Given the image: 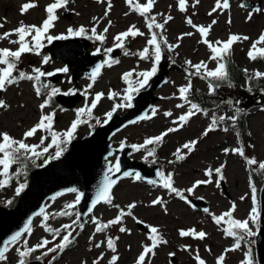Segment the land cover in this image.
I'll use <instances>...</instances> for the list:
<instances>
[{
    "label": "rangeland",
    "instance_id": "obj_1",
    "mask_svg": "<svg viewBox=\"0 0 264 264\" xmlns=\"http://www.w3.org/2000/svg\"><path fill=\"white\" fill-rule=\"evenodd\" d=\"M245 1L260 4V8L264 9V0ZM28 2H35L38 6L22 15L21 6L23 3ZM51 2L53 0H0V23H4V27L0 28V34L15 29L21 21L27 25L41 24L46 17L45 8ZM139 2L144 3L145 0H139ZM192 2L193 0H189V7L186 13L178 11L177 0H158L155 5L153 14L164 13L165 15L170 14L174 17L166 25L165 35L169 43L175 44L179 42L181 46L172 53L165 51L166 58L161 61V63L166 64L165 70L168 72V81L155 92V95L159 98L154 104V107L159 109L157 115L151 120L134 124L122 130L113 138L112 143L114 147H119L121 141H126L128 144H141L146 138L159 135L168 128L175 126L172 124V121L188 110L187 105L184 108H177L176 105L181 103V101L175 98L178 96V87L188 83L185 73V68L187 67L185 60H191L194 64L205 61L208 63L210 69L216 67V62L209 60L210 52L207 47L199 42L200 36L198 33L190 37H185L182 41L177 40V37L181 34L194 31L185 23L186 16H191L195 24L204 26H207L213 19H216L217 23L213 26L209 36V39L213 42L216 40L226 41L230 34L248 36L250 38L249 40L234 44L233 49L236 60L240 67L243 70L247 69L251 75L256 71L264 73V60L258 59L253 62L247 56L252 42L256 41L261 33H264V12L254 13L252 20L248 21L247 15L252 8H241L240 4L244 0H230V11H225L223 14L214 13L212 16H209L208 12L214 7L215 0H200V3L195 8L191 7ZM112 5L111 13L105 18L106 3L99 4L96 0H73L68 5L67 11L63 9L58 11L57 15L59 16V20L50 33L52 35L66 34L69 27L78 28L81 25L91 29L94 24L93 17L99 18L97 32L102 33L104 27L108 25V21L111 20L112 26L106 34L107 38L105 42L101 44L99 41L91 39L92 45L88 49L90 53L97 52V49H100L99 52L103 54V63L108 59V54L105 53V49L114 47L113 38L116 34L125 31L131 24H136L141 31L146 33L144 37H137L136 39L129 38L126 42V47L132 54L125 56L123 51L119 49L118 60L120 63L114 64L110 68L106 65L103 67L95 84L89 89L90 95L87 100L83 95V100L72 109H67L53 102L45 109L46 113L55 112L53 128L54 131L62 133L77 118V110L84 108L86 103H91V99L95 93L103 92L105 94V98L93 110L94 118L90 119L89 123L81 124L78 127L74 139L89 135L103 124L105 113L111 110L112 104L114 103L107 99L108 93L110 91L122 92L126 87L121 79L124 72L133 69L143 71L150 69L152 66L150 61H141L134 55V53L147 46V39L150 38L147 34L148 30L145 26L144 19L138 14L131 12L125 0H112ZM125 13H128V15H125ZM229 17L232 20L230 25L227 23ZM163 18V16H157L159 22H163ZM45 45H48L46 41ZM16 47V45L10 44L8 40H0V48H11L15 50ZM260 47H264V45H260ZM48 55V52L42 50L40 56L25 54L21 59L19 68L26 73H32L33 68H41L44 72L60 73L61 76L56 82H53L50 77L42 79L51 86L61 89L62 93L75 90V94H82L87 86L92 83L89 78L90 76L85 78L79 77L77 80L72 81V69L66 74L57 72L58 69L66 67L64 62L49 59L48 64H43V57ZM173 61L175 62L173 63ZM244 84L247 85V83ZM253 84V87L256 86L254 90L264 89V80L260 84L254 81ZM192 85L193 94L191 95V99L193 102L198 103L201 107L208 110L201 103L200 99H198L201 96V94H198V91H203L204 95L209 94L206 80L194 76L192 77ZM24 89L29 92V99L23 93ZM225 91H227L225 95L228 97L226 101H239L238 106L244 111H248V125L251 135L240 136L229 128L227 132L216 130L210 132L207 137L201 136L203 131L209 126L213 115H233L232 106L224 102L223 106L214 110H208L207 116L198 114L192 117L189 123L179 132L170 133L165 138L164 144L157 149V164L159 168H162L165 173L173 172L175 186L181 190L191 187L196 180L206 179L204 170L207 167L211 166L214 169L222 163L226 164L224 169L226 181L221 182L219 189L213 183L210 185H201L192 195L185 192V195H189V199L202 197L208 206V212H205L204 208H196L195 205L194 207L189 206L174 195H169L166 190L159 186H153L146 182H134L130 178L121 181L113 192L114 204L125 208L129 203L136 202L138 206L133 210L134 215L139 220L144 221L145 225L158 227L163 237L168 241L167 245H161L155 250L156 255L151 257L150 264H197L195 260L197 249L199 250L200 257L206 261V264H215L216 259L223 253L224 249L232 247L235 241L224 234L222 226H217L212 216H219L228 211L234 202L236 204L234 218L239 220L248 218L253 206L250 183L247 178L248 165L245 158L232 153L225 155L223 150L243 146L247 157L255 158L258 163H264V92L261 91L262 96L260 97V101L259 99L253 100L252 96H248L250 92L245 93L237 89H224ZM215 96L222 97L221 92L218 91ZM162 97H165V99H162ZM44 98L43 95L37 97L33 82L29 81H21L18 85L11 86L6 92H3L0 99H3L10 105V108L7 111L0 110V132H7L18 140L22 139L23 133L38 122L37 116L39 117L41 115V113L38 115V112H40L39 105L44 101ZM127 110H119L116 114H124ZM166 111H171L173 115L171 117H165L163 113ZM83 119H88V117H83ZM96 119H99L101 124H96ZM163 122H165V127L162 126ZM224 126L226 125H220L221 128ZM42 136H48V139L45 140L42 147L48 146L51 143V137L48 133L43 132H38L36 136L29 138L25 142L39 144ZM197 138H199L197 150L187 160L177 164L168 163L169 160L174 159L172 153L177 148L181 147L183 143ZM248 145H254L255 147H248ZM68 146H66V150ZM55 151L56 148L54 146L50 147L49 152L37 160L35 165L30 163L36 167L44 166V159L50 155H54ZM143 155L144 153L133 152L131 157L134 160L143 161ZM116 157H111L110 161L114 162ZM251 167L259 170L258 166ZM12 173L13 175L8 186L0 188L2 191L0 194L2 204H7L6 202L8 200L17 197L15 195V188L19 183L27 184L28 182V170H26L24 164L13 165ZM16 173H20V175L17 176ZM0 179H3V177H0ZM213 179L215 180V177ZM156 197H163L167 202V213L159 205L155 207L151 206V201ZM241 197H244V199L241 200ZM74 200L75 193L61 196L48 205L47 212L52 214L64 210L65 205ZM117 214V208L102 205L92 215H95L102 222L106 223L114 219ZM71 219H74V217H67L66 220L61 222H52L49 220L48 223L53 228H60L65 223H71ZM41 223L42 218H39L32 226L33 233L28 237L29 246H34L42 238H52L40 226ZM123 226L130 229V235L120 233V225L112 226L107 232L112 237H120L117 241L118 251L115 253V255L119 256L117 264H136L138 256L143 251V246L150 244V241L147 239V233L138 229L137 223L131 217L125 218ZM252 227L254 231L257 230L255 226ZM94 228L95 225L91 223L90 216L83 232L76 237V245L71 246L57 256L53 264H83L84 261H87V264H93V260L101 253H104V260L100 264H108L111 256L114 254L108 251L106 247L95 248V243L105 238L104 234H97L95 240L91 244L89 243V237L94 232ZM191 228H195L197 231H205L207 233L206 240L199 241L192 238H181L179 236V230ZM185 245L190 246L191 251H184L183 247ZM49 247H52V245H49ZM90 248L91 251L89 250ZM208 248H211V253L207 251ZM249 248L248 244H242L241 249L227 253L225 264H241ZM169 253H175V256H173L177 260L175 263H172V257L169 256ZM37 254L39 255L40 253L38 252ZM52 255L56 254L45 257L43 261L48 262ZM6 264H18V255L15 249L8 253ZM145 264H149L147 258Z\"/></svg>",
    "mask_w": 264,
    "mask_h": 264
},
{
    "label": "snow or ice",
    "instance_id": "obj_2",
    "mask_svg": "<svg viewBox=\"0 0 264 264\" xmlns=\"http://www.w3.org/2000/svg\"><path fill=\"white\" fill-rule=\"evenodd\" d=\"M72 2L73 0H53V2L49 3L45 8L46 17L41 24L27 25L21 21L15 29L0 34V40H8L10 44L17 46L15 50L11 48H0V93L6 92L11 86L18 85L21 81H29L33 82L37 97H41L42 95L45 97L44 101L39 105L41 115L38 122L23 133L22 139L18 140L7 132H0V177H3V179H0V188L8 186L13 175V165L24 164L26 166L27 162H31L35 165L36 161L44 157V155L49 152V148L53 146L56 148V151L54 155H50L44 159V164H47L51 160L59 159L66 151V146L72 143L78 127L81 124L89 123V120L94 118L93 110L96 109L101 100L105 98L103 92L95 93L90 104L86 103L84 108L77 110V118L71 123L70 127L66 131L58 133L54 131L53 128L55 112L46 113L45 109L50 106L53 98L57 95L75 94V90L68 93H62L61 89L51 86L42 79L54 76L56 75V72H44L41 68H33L32 73H26L19 68L21 59L25 54L41 55V50L45 47V41L48 44H51L53 41L67 40L70 37H86L88 39L99 41L101 44L105 42L107 38L106 34L112 26V21L109 20L108 25L104 27L103 32L98 33L97 27L99 25V18L97 17H93L94 24L91 29L81 25L78 28L69 27L66 34H50L52 29L55 28L56 22L59 20V16L57 15L58 11L61 9L67 11L68 5ZM96 2L99 4H107L104 16L105 18L108 17L113 7L112 0H96ZM125 2L129 6L131 12L138 14L144 19L145 26L148 30L147 34L150 37L147 39V46L134 53V55H136L141 61H150L152 66L147 70L136 71L133 69L122 74L121 79L126 87L122 92L110 91L108 93L107 99L114 103L112 104L111 110L105 113V119L101 126L109 123L117 111L132 109L135 106L134 101L136 97L141 91L150 87L151 80L157 75L165 51L172 53L181 46L179 42L175 44L169 43L168 38L165 35L166 25L171 22L174 17L170 14L165 15L164 13L153 14V10L158 0H145L144 3H140L139 0H125ZM199 3L200 0H193L191 7L195 8ZM37 6V3L35 2L25 3L21 6V14H26L29 10L34 9ZM177 7L179 12L186 13L189 7V0H177ZM240 7L248 8L250 6L241 3ZM230 10V0H215L214 7L208 12V15L212 16L214 13L223 14V12ZM261 12H264V9L260 7L252 8L247 15V20L251 21L254 13ZM125 15H128V13H125ZM157 16H163V22H159ZM185 23L194 31L181 34L177 37V40L182 41L185 37H190L198 33L200 36L199 42L207 47L210 52L209 60L216 62V67L210 69L208 63L205 61L194 64L191 60H185V65L187 66L185 68V73L188 83L178 87V96L175 98L181 101V103L176 105L177 108H184L187 105L188 110L172 121V124L175 125L174 127L168 128L159 135L146 138L141 144H128L126 141H121L117 149H113L109 152L108 157L116 156L118 152H123L125 148H130L133 152L144 153L142 159L146 164H156L158 160L157 149L164 144L165 138L169 136L170 133L179 132L189 123L192 117L198 114L204 116L208 115V110L201 107L198 103L193 102L191 99L193 92L192 77H199L200 79L207 81L210 96H215L218 90L223 86L229 88L234 87L230 74L233 46L237 42L247 41L250 38L239 34H230L226 41L216 40L213 42L209 39V36L213 26L217 23L216 19H213L210 24L204 26L195 24L191 16H186ZM227 23L229 25L232 23L230 17ZM3 27L4 23H0V28ZM145 35L146 33L141 31L136 24H131L125 31L114 36V47L105 49V53L108 54V59H106L103 64L98 65L89 77L92 83H90L82 93L86 100L90 95L89 89L93 87L97 78L101 74V69L105 67V65L110 68L114 64L120 63L118 59L111 57V53L115 49H120L125 56L132 54L127 49L126 42L129 38L136 39L137 37H144ZM12 36H15L16 39H10ZM260 45H264V33H261L258 39L252 42L247 53L249 60L253 62L258 59L264 60V47H260ZM99 51L100 49H97V53ZM49 59L48 56H44L42 63L48 64ZM174 62L175 61H173V63ZM68 71L69 69L67 67L57 70V72L65 74L68 73ZM244 72L245 75L248 76L247 91L251 93L253 90L252 82L264 80V73L256 71L249 76L247 69H245ZM162 99H165V97H162ZM226 103L232 106L233 115H213L209 126L201 134L202 137H207L210 132L216 130L227 132L229 127H232L233 129L236 127L237 121L244 113V110L238 106L240 103L239 101L234 102L228 100ZM9 108L10 105H8L3 99H0V110L7 111ZM158 111V108L152 107L150 113H145L144 115H141L138 120H131L129 123L136 124L139 121L151 120L157 115ZM163 115L165 117H171L173 113L171 111H166ZM83 117H88V119H83ZM96 124H101V121L96 119ZM221 124H225L226 126L221 128ZM38 132L48 133L50 135L51 143L48 146L42 147L45 140L48 139V136H42L39 144H29L25 142L29 138L36 136ZM237 135H239V133H237ZM249 135H251V133H249ZM198 144L199 138L183 143L181 147L177 148L176 151L172 153L174 159L169 160L168 163L177 164L187 160V158L197 150ZM248 147L254 148L255 146L248 145ZM223 151L225 155L232 153L245 158L247 165L258 166L260 170L259 174L264 176V163H258L255 158L247 157L243 146L231 149L226 148ZM108 157L105 159L108 160ZM225 167V163H222L219 167L214 169L211 166L207 167L204 170V176L206 179L196 180L191 187L181 190L175 186L173 172L165 173V171L160 168L156 172L158 180L147 179L139 171H122L120 159L117 156L114 162L109 161L107 170L103 175V179L100 182L88 209V215L91 216V223L95 225L94 232L89 237V243L91 244V242L95 240L97 234H104L105 238L95 243V248L99 249L101 247H106L108 251L114 254L111 256L108 264H117L119 256L115 255V253L118 251L117 241L120 237H112L108 235V230L112 226L120 225L119 232L130 235V229L123 226L126 217H131L137 224L145 223L134 215L133 210L138 206L136 202L129 203L125 208H121L119 205L113 203V189L121 179L130 178L134 182L146 181L150 185L159 186L166 190L169 195H174L179 200L194 207L192 201L189 199V195L194 194L196 189L201 185H210L214 183L215 187L219 189L221 187V182L226 181V176L224 174ZM16 175L18 176L20 173H16ZM214 177L215 180L213 179ZM249 183L253 206L247 219L239 220L234 218V212L236 211V204L234 202L228 211L219 216H212L214 223L217 226H222L224 234L235 241L232 247L224 249L223 253L216 259L215 264H225L227 253L241 249L242 244H251V238L256 237L258 234L260 218L262 214H264V202H258L257 193L259 189L251 177ZM26 188V183H19L15 188V195L20 196ZM67 191L75 193V200L67 203L64 210L49 214L46 212L45 208H41L40 211L35 214L42 218L40 226L45 232L49 233L52 238H42L34 246H29L28 237L33 233V221L30 218L21 230L16 231L10 236V238L0 243V264H6L8 260L7 254L13 249H15L18 255V264H31L32 260L40 261L41 264H43L45 257H49L51 254H56L52 255L51 259L48 261V264H53V261H55L57 256L69 249L76 242V237L83 232L85 224L88 223L87 219L82 220V214L78 210L85 194L76 188H70ZM185 192L189 195H185ZM63 194L64 193H60L59 195ZM51 199L54 201L56 197H52ZM200 199L203 198L201 197ZM243 199L244 197H241V200ZM6 203L7 205H11L13 201L8 200ZM258 203H260V207H257ZM100 204L117 208L118 214L114 219H111L106 223L102 222L98 217L92 215L93 211ZM157 205L161 206L165 213H167V202L163 197H156L151 201L152 207ZM204 211L208 212L209 210L204 209ZM56 217H74V219H71V223L61 225L60 228H53L48 221ZM252 226H255L257 231H254ZM145 227L148 228L147 239L150 241V244L143 246V251L138 256L136 264H145L146 258L150 264L151 257L156 255L155 250L159 246L167 245L168 243L158 227L152 225H145ZM179 236L181 238H192L194 240L204 241L207 238V233L205 231H197L195 228L187 230L181 229L179 230ZM49 245H52V247H49ZM89 250L91 251V248ZM183 250L191 251V248L190 246L185 245ZM207 251L211 253V248H208ZM38 252L40 253L39 255H34ZM169 256L173 257L175 256V253H169ZM102 260H104V253H101L95 260H93V264H100ZM195 260L197 261V264H206V261L200 257L198 249L196 250ZM83 264H87V261H84ZM241 264H255L250 248L245 253V258L241 261Z\"/></svg>",
    "mask_w": 264,
    "mask_h": 264
},
{
    "label": "water",
    "instance_id": "obj_3",
    "mask_svg": "<svg viewBox=\"0 0 264 264\" xmlns=\"http://www.w3.org/2000/svg\"><path fill=\"white\" fill-rule=\"evenodd\" d=\"M57 43L55 42V45ZM87 46L85 45L84 49ZM82 60L74 56L67 59L69 64L77 66L76 77L79 73L83 75L87 68L95 63V60L88 59L84 62ZM162 74L153 83L155 86L152 88L160 85L165 76L164 72ZM152 88L136 100L137 106L134 112L129 114L128 117H116L92 136L74 141L71 144L70 151L62 159L32 174L29 187L19 198L16 208L13 210L0 208V243L10 238L16 231L21 230L30 218L33 220L36 216L35 214L41 208H44L45 202L48 199L56 197L60 193L69 192L67 190L70 188H76L85 194L79 205L82 212V220L85 219L88 215L91 201L107 170L108 160L105 158L113 150L109 144V139L124 125L129 123V121L138 120L141 115L147 113L152 107V102L155 100V97L151 94ZM67 99L69 98L65 100ZM74 101L72 100V102L67 103H69V106H73ZM118 153L122 171H139L147 179L158 180L156 174H147L143 171L144 168L142 165L128 160L130 151L124 150ZM261 202H264V191ZM256 239L259 264H264V214L261 217L260 229Z\"/></svg>",
    "mask_w": 264,
    "mask_h": 264
},
{
    "label": "trees",
    "instance_id": "obj_4",
    "mask_svg": "<svg viewBox=\"0 0 264 264\" xmlns=\"http://www.w3.org/2000/svg\"><path fill=\"white\" fill-rule=\"evenodd\" d=\"M230 74L232 77V82L234 84V88H236L238 85H242L244 80H248V76L245 75V72L240 68V66L237 64L235 59L233 58V55L231 56V64H230ZM225 88H229L227 86H223ZM232 88V87H231ZM240 89V88H238ZM217 95V94H216ZM222 95V93H221ZM208 97H206L207 99ZM206 100H204L205 102ZM236 128H240L241 131L240 133H247V122L245 120V114L241 115L240 118L237 121ZM252 175L254 176L255 180H257L258 186H260L258 179H257V174L254 170H252ZM260 188V187H258ZM253 239V238H252Z\"/></svg>",
    "mask_w": 264,
    "mask_h": 264
},
{
    "label": "bare ground",
    "instance_id": "obj_5",
    "mask_svg": "<svg viewBox=\"0 0 264 264\" xmlns=\"http://www.w3.org/2000/svg\"><path fill=\"white\" fill-rule=\"evenodd\" d=\"M209 230V229H208Z\"/></svg>",
    "mask_w": 264,
    "mask_h": 264
}]
</instances>
